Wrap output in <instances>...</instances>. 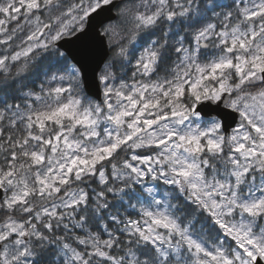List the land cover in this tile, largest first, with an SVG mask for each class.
Wrapping results in <instances>:
<instances>
[{"label": "snow or ice", "instance_id": "1", "mask_svg": "<svg viewBox=\"0 0 264 264\" xmlns=\"http://www.w3.org/2000/svg\"><path fill=\"white\" fill-rule=\"evenodd\" d=\"M0 264H264V0H0Z\"/></svg>", "mask_w": 264, "mask_h": 264}]
</instances>
